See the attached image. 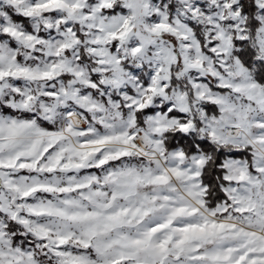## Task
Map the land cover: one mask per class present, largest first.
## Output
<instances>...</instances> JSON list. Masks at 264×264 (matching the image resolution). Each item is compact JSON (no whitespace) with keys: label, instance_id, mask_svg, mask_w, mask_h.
<instances>
[{"label":"snow or ice","instance_id":"snow-or-ice-1","mask_svg":"<svg viewBox=\"0 0 264 264\" xmlns=\"http://www.w3.org/2000/svg\"><path fill=\"white\" fill-rule=\"evenodd\" d=\"M0 264H264V0H0Z\"/></svg>","mask_w":264,"mask_h":264}]
</instances>
